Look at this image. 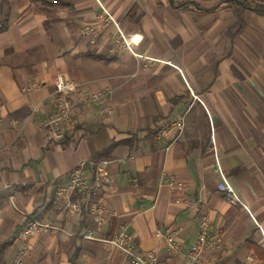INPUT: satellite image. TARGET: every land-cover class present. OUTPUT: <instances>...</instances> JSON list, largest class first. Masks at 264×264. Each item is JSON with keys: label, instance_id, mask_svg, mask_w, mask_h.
Returning a JSON list of instances; mask_svg holds the SVG:
<instances>
[{"label": "crops", "instance_id": "0c3cea01", "mask_svg": "<svg viewBox=\"0 0 264 264\" xmlns=\"http://www.w3.org/2000/svg\"><path fill=\"white\" fill-rule=\"evenodd\" d=\"M263 11L264 0H0V264H17L26 245L21 264H128L81 237L125 225L135 251L184 264L203 217L219 241L200 264H264ZM105 12L132 51L113 24L95 27ZM59 73L79 83L75 96L110 88L113 112L75 109V129L56 142L44 118ZM179 115L170 144L157 130ZM95 157L112 159L113 188L90 198L113 214L105 223L55 196ZM217 164L247 209L217 190ZM27 218L68 234L23 237ZM169 241L181 252L170 255Z\"/></svg>", "mask_w": 264, "mask_h": 264}, {"label": "built area", "instance_id": "2783aa9c", "mask_svg": "<svg viewBox=\"0 0 264 264\" xmlns=\"http://www.w3.org/2000/svg\"><path fill=\"white\" fill-rule=\"evenodd\" d=\"M102 21L96 24V28H104L113 24L117 33L114 35L121 40L122 45L132 51L130 39L126 38L114 17L105 12ZM95 27H87L83 29L82 35L88 36ZM144 57V55H142ZM79 88V83L70 79L66 75L59 73L54 81V91L52 94V108L46 113L44 121L48 128L50 138L53 141L61 142L66 139L75 129V120L73 112L77 108L90 107L98 110L103 118H108L113 112L112 90L110 88L100 89L83 96H75ZM193 98H197L193 95ZM185 128L184 115H179L175 119H164L160 122L157 135L161 138L169 137V143L176 141ZM120 161V159H116ZM112 159L106 157H95L78 163L71 172L68 183L57 185L55 188V196L63 200V210L69 213L82 214L87 210L98 223H105L112 213H109L106 207L99 200H90L92 196H99L111 191L113 188V179L109 171V165ZM216 171L220 175L216 188L222 194V197L230 204H240L243 208L247 206L241 201L233 187L223 176L219 165H216ZM169 185H180L176 179H171ZM193 208L197 209L199 200L189 203ZM262 231L261 227L259 226ZM169 232V230L167 229ZM173 232V231H172ZM57 233L68 234L67 231L60 226L54 225L52 222H42L34 218H27L24 228L21 232L23 237L39 234ZM171 234V232H169ZM263 240H264V233ZM83 239H91L100 241L103 244L115 248L126 257L128 264H155L156 254L154 251L141 252L135 251L132 247L131 234L127 231V225L117 229L111 236L98 237L94 230L85 228L81 232ZM219 239L209 235V222L203 217L199 221V231L195 240L190 247L183 253L184 264H200L201 255L209 247L215 245ZM26 245L19 253L16 259L17 264L22 263L23 257L29 250ZM264 249V241H263ZM167 251L170 255L181 252V249L173 241L167 244ZM182 254V253H181Z\"/></svg>", "mask_w": 264, "mask_h": 264}, {"label": "trees", "instance_id": "16d2710c", "mask_svg": "<svg viewBox=\"0 0 264 264\" xmlns=\"http://www.w3.org/2000/svg\"><path fill=\"white\" fill-rule=\"evenodd\" d=\"M259 11H262V10H259ZM264 12V11H263ZM4 28V24L0 27V30H2Z\"/></svg>", "mask_w": 264, "mask_h": 264}]
</instances>
